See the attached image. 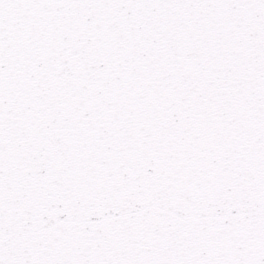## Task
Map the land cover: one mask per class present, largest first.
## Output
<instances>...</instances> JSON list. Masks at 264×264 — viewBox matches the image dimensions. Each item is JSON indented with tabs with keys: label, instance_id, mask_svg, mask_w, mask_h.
Segmentation results:
<instances>
[{
	"label": "snow or ice",
	"instance_id": "obj_1",
	"mask_svg": "<svg viewBox=\"0 0 264 264\" xmlns=\"http://www.w3.org/2000/svg\"><path fill=\"white\" fill-rule=\"evenodd\" d=\"M0 264H264V0H0Z\"/></svg>",
	"mask_w": 264,
	"mask_h": 264
}]
</instances>
